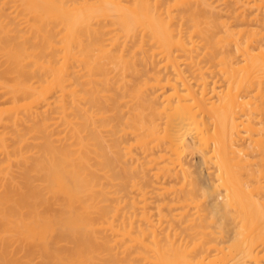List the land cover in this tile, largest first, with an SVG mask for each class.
Wrapping results in <instances>:
<instances>
[{
	"label": "bare ground",
	"instance_id": "obj_1",
	"mask_svg": "<svg viewBox=\"0 0 264 264\" xmlns=\"http://www.w3.org/2000/svg\"><path fill=\"white\" fill-rule=\"evenodd\" d=\"M0 264H264V0H0Z\"/></svg>",
	"mask_w": 264,
	"mask_h": 264
}]
</instances>
